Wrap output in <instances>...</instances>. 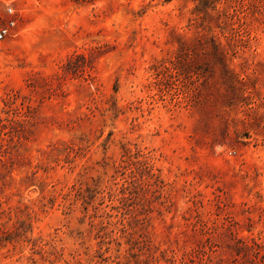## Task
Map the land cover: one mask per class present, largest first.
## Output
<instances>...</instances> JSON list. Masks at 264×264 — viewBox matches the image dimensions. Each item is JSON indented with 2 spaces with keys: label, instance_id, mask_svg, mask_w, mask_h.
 I'll use <instances>...</instances> for the list:
<instances>
[{
  "label": "rangeland",
  "instance_id": "rangeland-1",
  "mask_svg": "<svg viewBox=\"0 0 264 264\" xmlns=\"http://www.w3.org/2000/svg\"><path fill=\"white\" fill-rule=\"evenodd\" d=\"M0 264H264V0H0Z\"/></svg>",
  "mask_w": 264,
  "mask_h": 264
},
{
  "label": "built area",
  "instance_id": "built-area-1",
  "mask_svg": "<svg viewBox=\"0 0 264 264\" xmlns=\"http://www.w3.org/2000/svg\"><path fill=\"white\" fill-rule=\"evenodd\" d=\"M9 34V28L4 27L0 29V39H3L5 36Z\"/></svg>",
  "mask_w": 264,
  "mask_h": 264
}]
</instances>
